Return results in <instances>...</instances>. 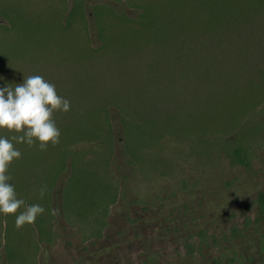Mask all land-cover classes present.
<instances>
[{
    "label": "rangeland",
    "instance_id": "rangeland-1",
    "mask_svg": "<svg viewBox=\"0 0 264 264\" xmlns=\"http://www.w3.org/2000/svg\"><path fill=\"white\" fill-rule=\"evenodd\" d=\"M30 75L70 110L58 144L14 142L45 211L0 214V264H264V0H0V88Z\"/></svg>",
    "mask_w": 264,
    "mask_h": 264
},
{
    "label": "clouds",
    "instance_id": "clouds-1",
    "mask_svg": "<svg viewBox=\"0 0 264 264\" xmlns=\"http://www.w3.org/2000/svg\"><path fill=\"white\" fill-rule=\"evenodd\" d=\"M69 110L70 101L58 95L55 85L41 75L24 77L23 82L15 84L14 88H0V129L18 134L11 138L0 136V214L15 215L18 229L34 223L45 209L39 204L25 206V201L17 198L14 185L8 183L11 179L7 174L9 166L21 157L14 142L29 147L38 144L41 151L49 144H58L60 130L53 115L57 111ZM46 192L47 185H44L39 190L41 199ZM53 214L58 213L53 210Z\"/></svg>",
    "mask_w": 264,
    "mask_h": 264
},
{
    "label": "trees",
    "instance_id": "trees-1",
    "mask_svg": "<svg viewBox=\"0 0 264 264\" xmlns=\"http://www.w3.org/2000/svg\"><path fill=\"white\" fill-rule=\"evenodd\" d=\"M226 142L233 143L232 149L229 152V155L231 156L233 163L237 165H241L247 170H251L252 157L247 143L237 135H234L232 139H227V140L225 139V143ZM62 193L63 190L60 188V186L55 187L53 190L54 196L57 197V199H55V206L58 211H60L61 209L60 208L61 202L58 199L60 198V195H62ZM256 198L258 200L259 210L264 211V190L259 189Z\"/></svg>",
    "mask_w": 264,
    "mask_h": 264
}]
</instances>
